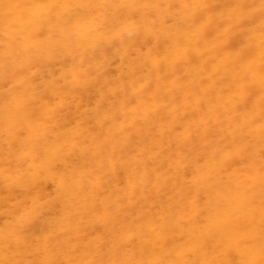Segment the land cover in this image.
<instances>
[{
  "label": "rangeland",
  "instance_id": "rangeland-1",
  "mask_svg": "<svg viewBox=\"0 0 264 264\" xmlns=\"http://www.w3.org/2000/svg\"><path fill=\"white\" fill-rule=\"evenodd\" d=\"M14 1L16 15L7 16L16 37L0 32V264H264V108L255 104L264 80L252 85L242 62L185 76L183 61L164 70L181 89L157 92L153 103L146 30H124L122 47L101 38L126 29L128 17H151L153 3ZM222 1L215 20L230 18ZM180 4L174 13L187 12ZM243 30L233 25V37ZM141 155L147 163L139 165Z\"/></svg>",
  "mask_w": 264,
  "mask_h": 264
},
{
  "label": "bare ground",
  "instance_id": "bare-ground-1",
  "mask_svg": "<svg viewBox=\"0 0 264 264\" xmlns=\"http://www.w3.org/2000/svg\"><path fill=\"white\" fill-rule=\"evenodd\" d=\"M18 1V0H17ZM32 1V0H31ZM36 1V0H35ZM41 2V0H39ZM59 1V0H58ZM62 2H67L68 0H60ZM70 1V0H69ZM72 1V0H71ZM81 0H78V3ZM148 3H153L152 5L155 6L153 9L154 11H156L155 14H153L151 17H148V19L143 20L142 18L139 19L141 16L139 17H128V23L126 25V29L121 28L119 30H117V32L115 33H110V32H104L101 36L102 39H106V40H112V42L114 43V45H116L117 41L121 40V47L125 44V35H123L124 30H126V32L128 34L130 33H134L140 30H146L147 34L150 36L149 39H147L143 44L142 47H144V45H147L148 48H153L152 50H154L152 52V50H149L148 56L146 55V59H150V57L152 58V61H155L156 64L152 65V67L156 68V72H157V77L156 80L154 81L155 83V90L152 92L147 93V96L149 98L153 99V103L155 102V99H157L155 96L158 94V98L166 95L169 96L171 94H173L175 92V90H179L181 89V87L179 86V80L177 81H172L171 82V78H172V74H166L164 75V70L167 72L172 71V70H177V68L180 66L181 62L186 61L187 63V67L185 68L184 71V75L185 76H189L190 71H192L193 73L198 72V73H203L204 71L210 72L209 69H211L212 71H214L215 73H220L222 69L225 70V72L228 71L229 65H232V63H241L243 65V72L242 74L247 73L248 76H246L245 78H247L248 80H250L252 83V85L255 83V78H258L260 76V80L263 81L264 80V0H228V1H222L219 5L222 4V6H224L227 11L229 10L231 15L229 19H222V20H215L211 14L213 12V8L215 7V4L218 3L220 0H201L199 4H196L195 6H192V4L190 2L195 1V0H175V3H181L184 4V9L185 11H187L186 13H174V0H146ZM25 2V1H24ZM44 3H48L47 1L45 2L43 0ZM56 2V1H54ZM53 2V3H54ZM39 3V2H38ZM59 3V2H58ZM73 3V2H72ZM77 3V2H75ZM77 3V4H78ZM231 4V5H228ZM21 4V3H20ZM30 4V3H29ZM42 4V3H41ZM41 4H39L41 6ZM51 4V3H50ZM60 4V3H59ZM63 4V3H62ZM66 4V3H65ZM180 4V5H181ZM24 5V3H23ZM27 5V4H26ZM31 5V4H30ZM71 5V4H70ZM68 2L66 4L65 7L66 8L68 6ZM160 5V7L158 6ZM29 6V5H28ZM35 6V5H33ZM48 6V5H47ZM92 6V5H90ZM19 6H17L16 2L14 0H0V32H3L5 34H9L10 38L15 39L16 35H14L10 29L11 23L15 22V21H10L8 19L7 14L9 13H14L17 8ZM148 5H145L144 10L142 13L148 11ZM40 8V7H39ZM48 8V7H47ZM57 8V7H56ZM59 8V7H58ZM69 8V7H68ZM22 9V8H21ZM37 9V8H36ZM42 9V7H41ZM53 9V7H52ZM51 9V10H52ZM73 9V8H72ZM77 9V13H79L78 9H81V7H76L74 8V10ZM83 9V8H82ZM57 10V9H56ZM69 10V9H68ZM222 11L224 10L223 8L221 9ZM4 11L6 13H4ZM26 11V10H25ZM24 11V12H25ZM55 11V10H54ZM53 11V12H54ZM84 12V14H86V10H82ZM23 12V10H22ZM41 12V11H40ZM74 12V11H73ZM18 13V12H17ZM31 13L30 11H28V14ZM45 13L47 14L46 10ZM72 13V12H71ZM90 13V12H89ZM89 13H87V15L89 16ZM15 14V13H14ZM39 14H42L39 13ZM38 14V15H39ZM16 15V14H15ZM35 15V14H34ZM52 15V14H51ZM50 15V16H51ZM64 15V14H63ZM66 15V14H65ZM70 15V11L69 14ZM75 15V14H74ZM10 16V15H9ZM20 16V15H19ZM25 16V15H24ZM31 16V15H29ZM56 16V15H55ZM55 16H51V17H55ZM67 16V15H66ZM91 16H93V13H91ZM28 17V16H26ZM33 17V16H32ZM41 17V16H39ZM61 17V16H60ZM64 17V16H63ZM74 18H76V16H71ZM118 17H122V15H118ZM168 17H172L174 20V25L166 27V23H167V18ZM25 18V17H23ZM35 18V17H34ZM45 18V16H44ZM44 18H42L41 20H43ZM57 18V16H56ZM81 19V16H77L76 19ZM125 18V17H124ZM69 19V18H68ZM79 19V20H80ZM83 19V18H82ZM53 20V18L51 19V21ZM63 20V19H62ZM72 20V19H71ZM44 21V20H43ZM54 21V20H53ZM61 21V20H60ZM59 21V22H60ZM65 20H63L64 23ZM40 22V21H39ZM70 22V21H69ZM78 22V21H77ZM76 22V23H77ZM81 22V21H80ZM133 22V23H131ZM216 22L217 24V30L216 33L213 29V24ZM47 22H45L46 24ZM71 23V22H70ZM83 23V21L81 22ZM61 24V22H60ZM65 24V23H64ZM79 24V23H77ZM86 24V23H85ZM17 25V24H14ZM36 25V24H35ZM38 25V24H37ZM43 25V24H42ZM238 26L239 28H243L244 30L242 34L238 33L237 37H233L232 35V26ZM13 26V25H12ZM55 26H57L55 24ZM68 25L66 24V27ZM22 27V26H21ZM29 27V26H28ZM38 27V26H37ZM46 27V26H45ZM44 27V28H45ZM58 27V26H57ZM79 27V26H78ZM101 28V27H100ZM19 29V28H18ZM49 28H47L48 30ZM61 30V28H59ZM68 29H70L68 27ZM73 29V27H72ZM79 29V28H78ZM77 29V30H78ZM22 30V29H21ZM46 30V29H45ZM52 30V29H51ZM65 30V29H64ZM76 30V31H77ZM80 30V29H79ZM86 30V29H85ZM97 30V29H96ZM37 32V31H36ZM40 32V31H39ZM37 32V34L39 33ZM42 32V31H41ZM47 32H50V30H48ZM56 32V31H55ZM54 32V33H55ZM59 32V30H58ZM68 32V31H67ZM95 32V31H94ZM159 32V34H161L159 37V40H164L165 41L162 44H155V39L154 37H152L153 35H155V33ZM35 33V32H34ZM46 33V32H45ZM72 33V32H70ZM87 33V31H86ZM215 33V34H214ZM32 34V33H31ZM36 34V35H37ZM42 34V33H41ZM47 34V33H46ZM45 34V35H46ZM158 34V33H157ZM213 34H214V38H213ZM50 35V34H48ZM58 35V33H57ZM88 35V34H87ZM211 35V36H210ZM38 36V35H37ZM43 36V35H42ZM52 36V35H51ZM71 36V35H70ZM76 36V35H75ZM78 36V35H77ZM98 36V35H97ZM236 36V35H235ZM25 37V36H24ZM47 37V36H46ZM55 38V36H53ZM57 37V36H56ZM27 38V37H26ZM39 38V37H38ZM41 38V37H40ZM45 38V37H44ZM59 38V37H58ZM56 38V39H58ZM67 38V37H66ZM79 39V37H77ZM81 36H80V40H81ZM47 39V38H46ZM55 40V39H54ZM66 40V39H65ZM70 40V39H69ZM97 42V39H94ZM34 41V40H33ZM40 41V40H39ZM57 41V40H56ZM74 41V40H73ZM203 41L205 42V49L202 47L203 45ZM34 43V42H33ZM75 43V42H74ZM83 43V42H82ZM44 45V44H42ZM64 45V44H63ZM70 45V44H69ZM79 45V44H78ZM99 45V44H98ZM45 46V45H44ZM43 46V47H44ZM74 46V44H73ZM72 47V46H71ZM202 47V48H201ZM237 47V48H236ZM41 48V47H40ZM39 48V49H40ZM48 48V47H47ZM234 49L237 50V52H234ZM22 51V50H21ZM54 51V50H53ZM56 51V50H55ZM58 51V50H57ZM66 51V50H65ZM194 51L193 55L192 52ZM23 53V52H22ZM62 53V52H61ZM65 53V52H64ZM138 51H136L135 53L131 52L130 55V64H132L133 61H137L136 55H137ZM187 53V54H186ZM45 54V53H44ZM54 54V53H53ZM68 57L70 56L69 54H67ZM65 56V55H64ZM59 57V54H58ZM254 58L255 63L250 62V60L248 58ZM71 58V57H70ZM59 58H57L56 60H58ZM34 60V59H33ZM49 60V59H48ZM69 60V59H68ZM240 61V62H238ZM54 63L56 64V62L54 61ZM58 63V62H57ZM60 63V61H59ZM58 63V64H59ZM30 64V63H29ZM27 64V65H29ZM57 64V65H58ZM148 63L144 62L142 64H140V67L143 69ZM52 65V64H51ZM28 67V66H27ZM59 67V65H58ZM2 68V61L0 60V69ZM26 68V67H25ZM239 68V67H238ZM15 69V68H14ZM240 69V68H239ZM238 69V70H239ZM144 75H147V77H144L143 80L144 82L147 80V85H150L151 82L150 80L152 79V69H145V73ZM219 75V74H218ZM246 75V74H245ZM135 77V76H134ZM170 78V79H168ZM174 79V78H173ZM202 81V80H201ZM224 81V79H223ZM224 83V82H223ZM248 83V82H247ZM35 84V83H34ZM34 84L32 86H34ZM251 84H248V90H246V93H252L250 91H252L254 86H250ZM217 86V85H215ZM228 86V85H227ZM27 87V86H26ZM208 87V86H207ZM229 87V86H228ZM28 88V87H27ZM192 88L191 83L188 81L184 82V88L183 91H185V93L189 94L190 89ZM206 88V86H205ZM209 88V87H208ZM215 88V87H214ZM232 88V87H231ZM26 89V88H24ZM32 89V88H31ZM120 89V88H119ZM221 89V88H220ZM2 90V89H1ZM29 90V89H27ZM69 90V89H68ZM207 90V89H206ZM209 90V89H208ZM207 90V91H208ZM216 90V88L214 89ZM223 90V89H222ZM96 92V91H95ZM194 92H199L197 89L194 90ZM212 92V91H211ZM242 92V91H240ZM71 93V92H70ZM69 93V94H70ZM74 93V92H72ZM179 93V92H178ZM4 94V93H3ZM6 94V93H5ZM63 94V93H62ZM72 95V94H70ZM183 95V94H182ZM200 95V94H199ZM241 95V94H240ZM246 95V94H245ZM55 96V95H54ZM60 96V95H58ZM186 96V95H185ZM213 96V95H212ZM248 95H246L247 97ZM6 97V96H5ZM50 97V96H49ZM53 97V95H52ZM94 97H96L94 95ZM94 97H92L94 99ZM142 96L138 93H134L132 95V99L139 103V99ZM184 97V96H183ZM196 97V98H195ZM193 97L194 99H196V102L199 100L198 95ZM204 97V96H203ZM244 97V95H243ZM252 96H249L247 98V100L249 98H251ZM7 98H10L9 96ZM62 98V97H61ZM72 98V96H71ZM218 98V97H217ZM54 99V98H53ZM60 99V98H59ZM65 99V98H64ZM87 99V98H86ZM201 99V98H200ZM208 99V98H207ZM210 99V98H209ZM244 99V98H243ZM56 100H58V97L56 98ZM85 100V99H84ZM123 102L122 104H124L125 100L122 99ZM225 100V98H224ZM52 101V99H51ZM218 103L219 100L217 99ZM234 101V100H233ZM232 101V102H233ZM240 101V100H239ZM244 101V100H243ZM246 101V100H245ZM2 102H4L2 100ZM54 102V101H53ZM48 103V102H47ZM188 103V102H187ZM225 103V102H224ZM36 104V103H34ZM38 104V103H37ZM52 104V103H51ZM55 104V103H54ZM60 104V103H59ZM62 104V103H61ZM200 104V102H199ZM222 104V103H221ZM255 104L258 106H261L260 108H264V95L261 94V96L258 97L257 101L255 102ZM33 105V104H32ZM43 105V104H42ZM41 105V107H42ZM57 105V104H56ZM162 105V104H161ZM159 105V106H161ZM187 105V104H186ZM48 106V105H47ZM68 106V105H67ZM156 106V105H155ZM158 106V107H159ZM233 106V105H232ZM32 107V106H31ZM246 107V106H245ZM160 108V107H159ZM158 108V109H159ZM226 108V107H225ZM40 109V108H39ZM65 109V108H64ZM153 109V108H152ZM157 109V108H155ZM232 109V108H231ZM14 110V109H13ZM12 110V111H13ZM16 110V109H15ZM245 110V108H244ZM63 111V110H61ZM188 111V110H187ZM234 111V110H233ZM252 111V110H251ZM250 111V112H251ZM24 112V111H23ZM22 112V113H23ZM176 111H173L172 114H175ZM262 112V111H261ZM14 113V112H13ZM41 113V111H40ZM199 113V112H198ZM240 113V112H239ZM21 114V113H20ZM257 114V113H256ZM58 116V115H57ZM98 116V115H95ZM163 116H165V114H163ZM15 117V116H14ZM193 117V116H192ZM216 117V116H215ZM197 118V117H196ZM199 118V117H198ZM98 119V118H97ZM136 120V119H135ZM250 120V119H249ZM22 121V120H21ZM253 121V120H252ZM179 122V121H178ZM198 122V120H197ZM216 122V121H214ZM176 124V121H175ZM207 124V123H206ZM34 125V124H33ZM185 125V124H184ZM188 126V124H187ZM208 126V125H207ZM211 126V125H210ZM254 126V125H253ZM16 127V126H15ZM124 127V126H123ZM174 127V126H173ZM244 127V126H243ZM170 128V127H169ZM167 128V129H169ZM188 127H186L187 129ZM207 128V127H206ZM223 128V127H221ZM16 129V128H15ZM103 128H100V131ZM234 129V128H233ZM184 129L181 127L176 128V131L181 132ZM205 130V128H204ZM166 131V130H164ZM185 132H183L182 134L184 135ZM191 133V132H190ZM225 133V132H224ZM23 135V134H22ZM27 135V134H26ZM143 135V134H142ZM15 136V134H14ZM174 136V135H173ZM258 136V135H257ZM28 137V136H26ZM11 140V139H10ZM13 140V139H12ZM23 140V139H22ZM14 141V140H13ZM12 141V142H13ZM27 144V143H26ZM16 146V145H15ZM17 147V146H16ZM41 148V147H40ZM44 153V152H43ZM10 154V153H9ZM8 154V155H9ZM6 155V154H5ZM20 155V154H18ZM16 155V156H18ZM32 155V154H31ZM30 155V156H31ZM11 156V155H9ZM7 157V155H6ZM13 157V156H12ZM20 157V156H19ZM22 157V156H21ZM42 157V156H41ZM41 157L39 159H41ZM17 158V157H16ZM145 155H141L139 161L137 162L139 165L145 164L147 163L145 160ZM32 159V158H30ZM1 160V159H0ZM20 161H22V159H19ZM14 162V161H13ZM18 163V161H17ZM13 165V164H12ZM11 165V166H12ZM24 167V166H23ZM20 168V167H18ZM27 168V167H26ZM139 168V167H138ZM9 169V168H8ZM17 169V168H16ZM28 169V168H27ZM3 171V170H2ZM28 171V170H27ZM5 172V169H4ZM3 175V172H0ZM15 174V173H14ZM21 174V173H20ZM5 175V173H4ZM1 176V175H0ZM165 177V176H164ZM33 178V177H32ZM35 178V177H34ZM16 179V178H15ZM26 179V178H25ZM29 179V178H28ZM4 180V178L2 179ZM12 180V179H11ZM24 181V179H23ZM22 181V182H23ZM1 182V181H0ZM6 182V181H5ZM30 182V181H28ZM20 181L18 182V185H22L23 184H19ZM25 183V182H23ZM55 183V181H54ZM2 185V184H0ZM30 185V184H28ZM17 186V185H16ZM18 187V186H17ZM5 188V187H4ZM30 188V187H28ZM33 188V187H32ZM41 189V188H39ZM21 189L17 192H20ZM5 193V192H4ZM25 193V192H24ZM26 195V194H25ZM3 196V195H2ZM15 196V195H14ZM18 196L19 193H18ZM13 200L10 199V201ZM9 202V201H8ZM9 206V205H7ZM6 208V207H5ZM2 237V236H1ZM4 239V238H3ZM2 241V240H1ZM6 245V242H5ZM5 245H3L4 247H6ZM1 246V245H0ZM9 249V248H8ZM5 251V250H4ZM3 251V253H5ZM10 251V250H9ZM2 253V252H1ZM6 254V253H5ZM0 261H2L0 259Z\"/></svg>",
  "mask_w": 264,
  "mask_h": 264
}]
</instances>
